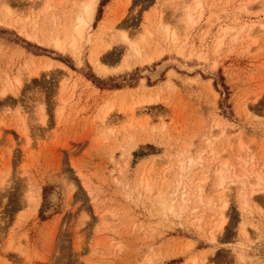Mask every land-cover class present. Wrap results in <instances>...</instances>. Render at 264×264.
Segmentation results:
<instances>
[{
    "label": "rangeland",
    "instance_id": "rangeland-1",
    "mask_svg": "<svg viewBox=\"0 0 264 264\" xmlns=\"http://www.w3.org/2000/svg\"><path fill=\"white\" fill-rule=\"evenodd\" d=\"M1 1L0 264H238L239 181L264 193V0H200L188 27L182 6L193 0H100L76 53L26 38L32 23L40 41L68 32L76 0ZM172 191L175 213L158 211L156 196ZM222 195L233 201L215 241ZM246 214L254 242L264 216Z\"/></svg>",
    "mask_w": 264,
    "mask_h": 264
},
{
    "label": "bare ground",
    "instance_id": "bare-ground-1",
    "mask_svg": "<svg viewBox=\"0 0 264 264\" xmlns=\"http://www.w3.org/2000/svg\"><path fill=\"white\" fill-rule=\"evenodd\" d=\"M46 1V0H45ZM67 1V0H66ZM72 1L73 0H71V3H72ZM99 1L100 0H76L75 1V3L73 4V6H72V11H70V12H68V14H69V16H70V29H69V31L67 32L66 31V29H64V25H61V28H59V29H61V30H56V31H54V32H52V33H50V30H49V32H47L46 30V32L47 33H50L49 35H45V37H43L44 38V41H40L39 40V38H40V36H38V34L36 33V32H34V27H35V23H32L31 24V27H32V29H31V32L30 33H27L26 34V38L28 39V40H31V41H35V42H37V43H45V44H47V45H51V46H54V47H56L58 50H60V51H65L67 48L68 49H71V51H73V52H77V50H78V47H79V45L82 43V41L83 40H86V41H89L90 40V30H91V27L93 26L92 24H93V22H94V20H95V14H96V8H97V5H98V3H99ZM185 3H186V0H183ZM188 1V0H187ZM194 1V5L193 6H189V5H186V4H183V6H182V23L183 24H185L187 27H188V25L190 24H193L194 22H196V21H194V18H193V13H195V11L197 10V13H198V9L201 7V3H200V0H193ZM0 2H1V4H2V2L3 1H1L0 0ZM31 2V1H30ZM74 2V1H73ZM49 3V2H48ZM126 3L128 4V3H131V0H126ZM4 4V3H3ZM45 4V6H47V8L45 7V10L44 11H46V10H48L49 8H52V6L53 5H50V4H47L46 5V2L44 3ZM65 4V3H64ZM5 5V4H4ZM3 5V7H4V9L5 10H7L6 12H5V14H7V15H9L10 14V11H8L9 9H8V7L9 6H4ZM30 6H31V8L32 7H34V5H33V3L32 4H30ZM39 6V5H38ZM66 6V5H65ZM70 6V5H69ZM55 7V6H54ZM35 8V7H34ZM44 8V7H43ZM55 9V8H54ZM63 10H64V8H62ZM68 9V8H67ZM38 10V9H37ZM29 11V10H28ZM41 11H43V10H41ZM43 11V12H44ZM201 11V10H200ZM51 12V11H50ZM57 13L58 14H60V16H62L63 18H64V20H65V15L67 14L66 12V14L65 13H63V12H61V11H57ZM12 15H13V13H11ZM45 14V13H44ZM46 14H48V13H46ZM51 14V13H50ZM56 14V13H55ZM200 14V13H199ZM39 15V14H38ZM49 15V14H48ZM20 16V15H19ZM40 16V15H39ZM51 16V15H50ZM54 16V15H53ZM52 16V17H53ZM58 16V15H57ZM68 16V17H69ZM44 17H47V16H44ZM9 18H10V16H9ZM22 18V17H21ZM43 18V17H42ZM195 18H197V17H195ZM31 19V18H30ZM38 19V18H37ZM46 19V18H45ZM44 19V20H45ZM1 20H2V18H1V14H0V22H1ZM10 20V19H9ZM52 20H54V22H56L58 19L56 18V15H55V17H53V19ZM51 20V21H52ZM68 20V19H67ZM11 21V20H10ZM43 21V20H42ZM69 21V20H68ZM67 21V22H68ZM3 22V21H2ZM21 22V21H20ZM38 22V21H37ZM50 21H48V23H49ZM61 22H62V20H61ZM9 23V22H8ZM11 23V22H10ZM21 23H23V22H21ZM51 23V22H50ZM57 23V22H56ZM63 23V22H62ZM61 23V24H62ZM64 23H65V21H64ZM1 24V23H0ZM14 24V23H13ZM16 24V23H15ZM58 24H60L59 22H58ZM69 24V23H68ZM182 24V25H183ZM254 24V23H253ZM3 25H4V23H3ZM39 25V24H38ZM48 25V24H47ZM50 25V24H49ZM16 26V25H15ZM46 26V25H45ZM252 26V25H251ZM260 26V25H259ZM22 27V26H21ZM40 27V26H39ZM42 27V26H41ZM50 27V26H49ZM103 27V26H102ZM253 27V26H252ZM20 28V27H19ZM51 28V27H50ZM56 28H57V26H56ZM55 28V29H56ZM254 28V27H253ZM23 29V28H22ZM39 29H41V28H39ZM47 29V28H46ZM58 29V28H57ZM170 29H172V28H170ZM189 29V28H188ZM233 29H235V28H233ZM249 29V28H248ZM21 30V29H20ZM20 30H18L19 32H20ZM26 30V29H25ZM54 30V29H53ZM68 30V29H67ZM102 30V29H101ZM163 30H166V33L169 35V37H171V39L172 40H174L175 38H176V34L174 33V32H168L169 30L168 29H166V28H163ZM243 30V29H242ZM43 31V30H42ZM158 31V30H157ZM240 31H241V29H240ZM239 31V32H240ZM250 29L249 30H247V33L249 34L250 32ZM29 32V31H28ZM46 32H44V33H46ZM100 32V31H99ZM143 33V32H142ZM145 34H144V37L142 38V43H145L146 42V38H147V36H148V34L150 33V31H145L144 32ZM241 33V32H240ZM23 34V33H22ZM40 34H42L43 35V32L42 33H40ZM43 35V36H44ZM98 35V34H97ZM238 35V34H237ZM165 36V35H164ZM163 36V37H164ZM142 37V36H141ZM42 38V39H43ZM103 38V37H102ZM124 38V37H123ZM125 39V38H124ZM149 39V38H148ZM147 39V40H148ZM97 40L98 41H101L102 39H101V37L99 36L98 38H97ZM130 40V39H129ZM170 40V39H169ZM95 41V40H94ZM104 41V40H103ZM125 42H126V39L124 40ZM110 42V41H109ZM115 42H116V40H115ZM94 43V42H93ZM96 43V42H95ZM105 43V42H104ZM178 43V42H177ZM147 44V43H146ZM149 45V44H148ZM109 45H101L100 47V50H97V52H95L96 54H95V63H97L98 64V61H99V58H98V56H100L101 55V57H102V54H103V52L105 51V49L108 47ZM127 48H128V50H129V52L128 53H133V54H135V57L137 58V57H139V55H140V52H139V49H138V46H137V42L136 43H131V40H130V42L128 43L127 42ZM95 48H97V47H95ZM99 48V47H98ZM143 51V50H142ZM144 53V52H143ZM127 54V53H126ZM93 57V56H92ZM100 57V58H101ZM128 57H126V59H127ZM135 58V59H136ZM140 58V57H139ZM92 59V58H91ZM138 59V58H137ZM139 60V59H138ZM130 61V60H129ZM137 61V60H136ZM140 62V61H139ZM133 63V62H132ZM141 63H143V62H141ZM96 64V65H97ZM126 64V63H125ZM95 65V66H96ZM62 66V65H61ZM115 70V69H114ZM96 71L99 73V74H102V75H104V74H106L107 72H108V69H106V68H104V67H101L100 65H97V67H96ZM118 71V70H117ZM116 71V72H117ZM8 90V89H7ZM6 90V91H7ZM9 91V90H8ZM145 102V101H144ZM238 138V137H237ZM242 139V138H241ZM243 144V143H242ZM239 149H241V148H239ZM215 155V154H214ZM222 155V154H221ZM236 157V156H235ZM197 159V158H196ZM245 159V158H244ZM249 159V158H248ZM201 160V159H200ZM219 160V159H218ZM236 160V159H235ZM220 161H221V159H220ZM196 162V161H195ZM216 162V161H215ZM219 162V161H218ZM228 162V161H227ZM229 163V162H228ZM251 164V163H250ZM231 165V164H230ZM229 165V166H230ZM226 166V162H222L221 163V169L219 170V171H217V186L219 187H221V185L224 183V181L226 182L227 180L225 179L226 177H225V175H224V172H223V170H226V168L225 169H223L224 167ZM220 166H218V168H219ZM238 167V166H237ZM253 167H256V166H253ZM256 169V168H255ZM229 170H230V168H229ZM233 170H236V169H233ZM252 170V169H251ZM257 171H260L259 169H256ZM210 171H212L211 169H210ZM209 171V172H210ZM228 171V170H227ZM213 172H216V171H213ZM229 172V171H228ZM239 172V171H238ZM238 172H236V173H238ZM243 172H244V169H243ZM208 173V172H207ZM246 173V172H245ZM244 173V174H245ZM251 173H252V171H251ZM256 173H258V172H256ZM255 173V174H256ZM195 174V173H194ZM229 174V173H228ZM228 174H226V176L228 175ZM231 174H232V172H231ZM247 174H249V171L247 172ZM178 175V174H177ZM188 175V174H187ZM214 175V174H213ZM236 175H238V174H236ZM252 175H253V173H252ZM252 175H249V176H252ZM259 175V176H258ZM257 176L258 177H256L255 178V180H254V178L252 179V181H255V183L253 182L252 183V181L250 182V181H248V182H250V183H252V185L255 187V189L258 187V188H260L261 187V184H260V180L262 181V178H263V176H262V178H261V172H260V174H258ZM184 176V175H183ZM231 176H233V175H231ZM240 176V175H239ZM247 176V175H246ZM248 176V177H249ZM197 177V176H196ZM241 177V176H240ZM253 177V176H252ZM255 177V176H254ZM207 178L208 177H205L203 180H202V182L203 181H205V180H207ZM210 178L211 177H209V181H210ZM228 179L230 178L229 176L227 177ZM239 178V177H238ZM246 178V177H245ZM249 178H251V177H249ZM261 178V179H260ZM202 179V178H201ZM231 179H232V177H231ZM237 179V178H236ZM243 179V178H242ZM241 179V180H242ZM248 179V178H247ZM200 179H198V181H199ZM246 180V179H245ZM251 180V179H250ZM258 182H257V181ZM191 181V180H190ZM216 181V180H215ZM232 181H233V179H232ZM237 181V180H236ZM247 181V180H246ZM242 182H245L244 180L242 181ZM242 182H240L239 181V183H241V187L240 188H242V190L240 191V193L238 194H236L237 195V199H235V202L237 203V207H238V211H239V218H240V225L239 226H237L238 228H237V232H236V234H238V237H236L237 239H238V245H239V249H241V251H240V253H237V254H235L236 255V261L234 260V262H237L238 264H247V260H249V256H248V252H249V250L251 251V252H254V254L256 255V256H254L256 259H257V263L256 264H264V228L263 229H261V232L259 231V233L260 234H258V236H257V238H256V240L253 242V241H251L250 240V238H251V235L249 234V232H248V226H249V224L246 222V218H244V216L246 215L247 216V214L246 213H250V211L251 210H253L254 211V213L256 214V211H257V214L259 213V215H262V217L264 216V207L261 209L260 208V206H262L263 205V202H264V193H262V191L260 192V191H258L259 192V195H261L260 196V198H259V200H258V198L257 197H259V195L255 198V196H254V194H256V193H258L257 191H254V190H249V189H254V188H251V187H246V185H244V183H242ZM247 182V183H248ZM229 183V182H228ZM230 183H232L231 182V180H230ZM229 183V184H230ZM239 183H237V185H233V186H238L239 187ZM262 183V182H261ZM207 184V183H206ZM209 184V183H208ZM214 184V183H213ZM234 184V183H233ZM249 184V183H248ZM247 184V185H248ZM153 185V184H152ZM157 185V184H156ZM162 185V184H161ZM190 185V184H189ZM192 185H193V183H192ZM196 185V184H195ZM193 186V187H195V191H199V192H201L202 193V187H203V185H201L200 184V182L196 185V186ZM215 185V184H214ZM213 185V186H214ZM169 186V185H168ZM176 186V185H175ZM184 186V185H183ZM207 186V185H206ZM229 186V185H228ZM232 186V188H233V190H234V187ZM251 186V185H250ZM262 186H263V184H262ZM186 187V186H185ZM189 187V186H188ZM209 188V187H208ZM214 188V187H213ZM222 188V187H221ZM224 188V187H223ZM229 189H230V187H228ZM231 188V189H232ZM249 188V189H248ZM263 187H261V189H262ZM153 189V188H152ZM151 182H150V180H145V191L146 192H150L151 190ZM157 189V188H156ZM206 189V188H205ZM225 189V188H224ZM238 189V188H237ZM29 190V189H28ZM232 190V191H233ZM236 190V189H235ZM153 191V190H152ZM231 190H229L228 192H230ZM236 191H239V190H236ZM28 192V191H27ZM26 192V193H27ZM173 192V191H172ZM188 192V191H187ZM187 192H186V190H185V193H182V197H184V200H182V201H184V202H188V201H191L190 200V195L188 196L189 198L187 199V200H185V196H187ZM219 192V191H218ZM221 192H222V189H221ZM227 192V191H226ZM225 192V193H226ZM255 192V193H254ZM159 193V192H158ZM198 193V192H197ZM208 193V192H207ZM213 193V192H212ZM220 193V192H219ZM218 193V194H219ZM224 193V192H223ZM232 194L231 195H233V192H231ZM260 193H262V194H260ZM25 194V193H24ZM160 194V193H159ZM214 194H216V193H213L212 194V196L214 195ZM206 195V194H205ZM208 195V194H207ZM221 195V194H220ZM227 195V194H226ZM230 195V194H229ZM228 195V197H226V196H223V197H225V199H223L222 197V199L219 201L220 203H221V206L219 207V211L218 212H215V213H218L217 215H218V218H217V220H214V221H216V222H214L213 224H211L210 225V227H208V229H209V231H208V233H209V237L211 238V239H213V240H219V236L220 235H222L223 234V232H224V230L226 229V225L228 226V224H229V222H228V224H227V220H229V216H230V214H229V204H230V202L228 201V198H229V200H231L230 199V196ZM30 196V195H29ZM150 196V195H149ZM173 196H174V192H173V194L171 195H169L168 193L166 194V193H164L163 192V194H160L159 196H156L157 198L156 199H154L155 201H154V204H155V207L157 208V210L158 211H163V212H165V211H168L169 213H175V209H176V207H177V204L178 203H176L177 201H175L174 199H173ZM192 196V195H191ZM196 196H198V198L200 199V201H201V196L200 195H196ZM202 196H203V194H202ZM235 196V195H234ZM33 197V196H32ZM32 197L30 198H26V205H28V206H30V202L32 201ZM196 198V197H195ZM203 198V197H202ZM211 198V197H210ZM209 198V199H210ZM214 198H215V196H214ZM233 198H235V197H233ZM232 198V199H233ZM206 199V198H205ZM204 199V200H205ZM198 200V199H197ZM206 200H208V199H206ZM255 200L258 202L259 201V204H262V205H260V206H258V203H257V205H256V202H255ZM261 200V201H260ZM209 201V200H208ZM208 201L207 202H204L203 201V203H208ZM231 201H233V200H231ZM32 202H34V203H32V204H35V200H34V197H33V201ZM192 202H193V200H192ZM229 202V203H228ZM253 202H255V204H254V206L256 205V206H258V208L256 207V209H255V207L254 206H252L253 205ZM233 203V202H232ZM231 203V204H232ZM206 204H204V205H206ZM209 204V203H208ZM235 204V203H234ZM37 205V204H36ZM153 205V204H152ZM183 205V204H182ZM187 205V204H186ZM185 205V206H186ZM213 205V204H212ZM236 205V204H235ZM213 207V206H212ZM215 208V207H214ZM214 208H212V209H214ZM155 209V208H154ZM211 209V208H210ZM256 211H255V210ZM177 210V209H176ZM195 210V209H194ZM210 211V210H209ZM204 212V211H203ZM211 212V211H210ZM206 213V212H205ZM238 213V212H237ZM253 213V212H252ZM205 215V214H204ZM206 215H208V214H206ZM250 215V214H249ZM199 218V217H198ZM198 218H196V220H194V222H193V225H195L198 229L200 228V229H202V226H201V223H202V221H201V219L199 220ZM208 218H210V217H208ZM203 219V218H202ZM238 219V218H237ZM205 220V219H204ZM204 220H203V222H204ZM209 220V219H208ZM209 222V221H208ZM207 222V223H208ZM206 223V224H207ZM208 225H209V223H208ZM249 227H251V226H249ZM230 228V227H229ZM252 228V227H251ZM207 229V228H206ZM206 232V231H205ZM205 234V233H204ZM204 236V235H203ZM207 236V235H206ZM236 236V235H235ZM255 237V236H254ZM253 238V237H252ZM236 239V240H237ZM235 240V241H236ZM238 247V246H237ZM244 250H247V251H244ZM255 251H256V253H255ZM238 252V251H237ZM232 257V256H231ZM235 257V256H234ZM252 257V256H251ZM254 263V262H253ZM232 264V263H231Z\"/></svg>",
    "mask_w": 264,
    "mask_h": 264
}]
</instances>
